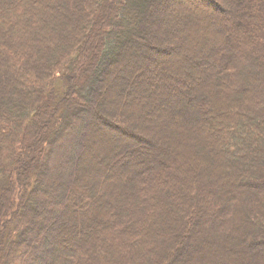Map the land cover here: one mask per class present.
Here are the masks:
<instances>
[{"label":"trees","instance_id":"obj_1","mask_svg":"<svg viewBox=\"0 0 264 264\" xmlns=\"http://www.w3.org/2000/svg\"><path fill=\"white\" fill-rule=\"evenodd\" d=\"M0 264H264V0H0Z\"/></svg>","mask_w":264,"mask_h":264},{"label":"rangeland","instance_id":"obj_2","mask_svg":"<svg viewBox=\"0 0 264 264\" xmlns=\"http://www.w3.org/2000/svg\"><path fill=\"white\" fill-rule=\"evenodd\" d=\"M204 6V5H203ZM202 10H204V11H208L209 9L208 8H206V6H204V7H202ZM216 11V10H215ZM198 14V13H197ZM206 14V13H205ZM171 25V24H170ZM169 25V26H170ZM161 27L163 28V25H161ZM184 41H185V39H184ZM85 129H86V131L87 130H90L91 131V126H90V124H88V125H85V127H84ZM93 128H94V126H93ZM92 128V129H93ZM95 131H97V133H101V131H103V129L102 128H97ZM138 131H143L142 129H140V130H138ZM92 132V131H91ZM72 134L71 135H69L67 138H65V141H63L64 139H60V138H58V137H56L55 138V136H51V139L50 140H52V139H54V140H52L53 141V143H54V145L56 144H59V143H63V146H61L62 148L61 149H65V148H67V146H70L71 144H72ZM148 138V137H147ZM83 140V139H82ZM63 141V142H62ZM148 141H150L151 142V139H149L148 138ZM98 142H100V141H98ZM65 146V147H64ZM49 147H50V144H49ZM59 151H61L60 149H58ZM88 150H91V148H88ZM44 152H45V149L43 150ZM43 152V153H44ZM61 155H62V153H60ZM177 156H179V154L177 155ZM54 161H56V159L54 160ZM175 161L177 162L178 160H177V158L175 159ZM52 169V170H51ZM48 171H49V174H50V178H52V176H53V172L54 171H57V169L54 167V166H51V168H49V166H48V169H47ZM149 213V212H148ZM147 213V214H148ZM144 229V228H143Z\"/></svg>","mask_w":264,"mask_h":264}]
</instances>
